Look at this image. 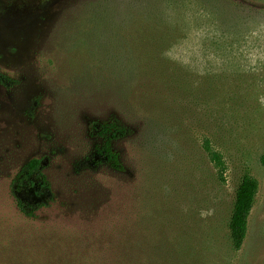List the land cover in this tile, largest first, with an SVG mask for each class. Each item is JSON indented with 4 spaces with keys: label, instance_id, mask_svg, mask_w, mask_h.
I'll use <instances>...</instances> for the list:
<instances>
[{
    "label": "rangeland",
    "instance_id": "374dc122",
    "mask_svg": "<svg viewBox=\"0 0 264 264\" xmlns=\"http://www.w3.org/2000/svg\"><path fill=\"white\" fill-rule=\"evenodd\" d=\"M0 75V264H264V0H0ZM34 159L52 198L26 217Z\"/></svg>",
    "mask_w": 264,
    "mask_h": 264
},
{
    "label": "trees",
    "instance_id": "16d2710c",
    "mask_svg": "<svg viewBox=\"0 0 264 264\" xmlns=\"http://www.w3.org/2000/svg\"><path fill=\"white\" fill-rule=\"evenodd\" d=\"M1 77V76H0ZM96 135L104 140V145L99 149L108 162L117 164L116 156L111 152L110 143L113 139L124 134V130L115 124L101 125L97 127ZM203 151L209 162L215 169L218 179L225 181L224 175L227 170L223 156L217 152L208 139L203 140ZM260 164L264 167V155L260 158ZM40 160H31L16 175L12 183V191L16 197L19 210L26 216L32 217L34 212L43 204L45 199H51L49 183L42 172ZM258 191L257 181L244 175L239 182L234 195L232 212L228 224L229 239L234 251H239L246 239L248 219L252 211ZM29 199L32 202H29Z\"/></svg>",
    "mask_w": 264,
    "mask_h": 264
},
{
    "label": "flooded vegetation",
    "instance_id": "af4514ba",
    "mask_svg": "<svg viewBox=\"0 0 264 264\" xmlns=\"http://www.w3.org/2000/svg\"><path fill=\"white\" fill-rule=\"evenodd\" d=\"M1 76V75H0ZM4 83V79L2 77H0V84H3ZM97 132V130H96ZM42 166V165H41ZM43 172V171H42ZM47 180V179H46Z\"/></svg>",
    "mask_w": 264,
    "mask_h": 264
}]
</instances>
